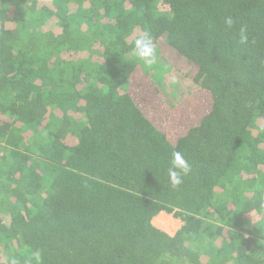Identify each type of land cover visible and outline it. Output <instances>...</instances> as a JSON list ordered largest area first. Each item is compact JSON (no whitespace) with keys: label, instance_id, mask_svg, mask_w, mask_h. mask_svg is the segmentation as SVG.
Segmentation results:
<instances>
[{"label":"trees","instance_id":"1","mask_svg":"<svg viewBox=\"0 0 264 264\" xmlns=\"http://www.w3.org/2000/svg\"><path fill=\"white\" fill-rule=\"evenodd\" d=\"M144 30L204 97L185 124L176 105L156 121L160 87L132 52ZM173 151L192 168L177 189ZM1 252L264 264V0H0Z\"/></svg>","mask_w":264,"mask_h":264},{"label":"rangeland","instance_id":"2","mask_svg":"<svg viewBox=\"0 0 264 264\" xmlns=\"http://www.w3.org/2000/svg\"><path fill=\"white\" fill-rule=\"evenodd\" d=\"M158 55H156L155 62L150 65L152 67H146V75H149L150 78L153 77L151 79H154L157 82L156 84L160 87L158 93L155 94V97L162 100V103L165 104L162 110L163 112H156V121L162 125L163 122L160 118L162 113H165L166 110L169 109L168 106L172 107L176 105V114H171L168 120L171 122L172 126H175L176 124L178 126L185 124L187 123V119L191 116V111L188 110V108H184L185 103L190 101L192 104V111L204 113V97L194 94L196 90L190 89V79L185 77L181 71L174 67V55H169L167 53ZM133 79H137V77L134 76ZM140 80L142 87H138L134 82V89L141 90V88L147 87L149 83L148 79L142 77ZM147 91L151 93V89H148ZM174 115L176 117V124L175 121L171 119ZM153 225L159 230L168 234H173L176 229L179 228L180 221L174 219L171 215L161 214L153 221ZM0 261L2 263H7L8 256L1 252Z\"/></svg>","mask_w":264,"mask_h":264},{"label":"clouds","instance_id":"3","mask_svg":"<svg viewBox=\"0 0 264 264\" xmlns=\"http://www.w3.org/2000/svg\"><path fill=\"white\" fill-rule=\"evenodd\" d=\"M224 23L230 28L233 26L234 20L229 16L225 18ZM239 42L240 44L248 43V35L245 28L240 29ZM132 52L145 64L151 65L155 62V46L150 30H144L142 34L137 36L134 40ZM191 170V165L185 158V155L180 151H173L170 167L168 168L167 173L171 187L174 189L179 188L183 184L184 178L191 172ZM11 264H16V261L13 260Z\"/></svg>","mask_w":264,"mask_h":264}]
</instances>
